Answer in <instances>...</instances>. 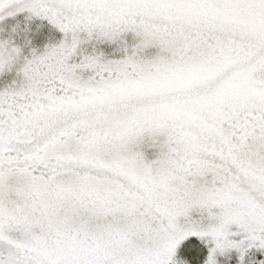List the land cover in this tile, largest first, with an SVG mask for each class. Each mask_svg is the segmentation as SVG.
<instances>
[{
    "label": "snow or ice",
    "instance_id": "snow-or-ice-1",
    "mask_svg": "<svg viewBox=\"0 0 264 264\" xmlns=\"http://www.w3.org/2000/svg\"><path fill=\"white\" fill-rule=\"evenodd\" d=\"M0 264H264V0H0Z\"/></svg>",
    "mask_w": 264,
    "mask_h": 264
}]
</instances>
